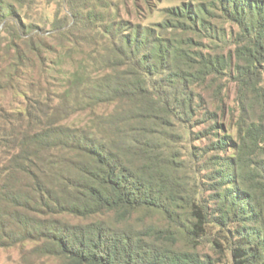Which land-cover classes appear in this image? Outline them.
<instances>
[{"label": "trees", "instance_id": "trees-1", "mask_svg": "<svg viewBox=\"0 0 264 264\" xmlns=\"http://www.w3.org/2000/svg\"><path fill=\"white\" fill-rule=\"evenodd\" d=\"M156 1L0 0V95L31 91L0 103V253L264 264V0ZM49 39L84 55L37 91Z\"/></svg>", "mask_w": 264, "mask_h": 264}, {"label": "rangeland", "instance_id": "rangeland-1", "mask_svg": "<svg viewBox=\"0 0 264 264\" xmlns=\"http://www.w3.org/2000/svg\"><path fill=\"white\" fill-rule=\"evenodd\" d=\"M182 0H161V3H159L160 5L163 6H168V5H174V4H179ZM155 4H157L158 1L155 0ZM42 7V12L45 13L46 16H51L52 10H53V6L50 7H45L44 4H41ZM38 11H36V18L38 16L37 14ZM41 12V11H39ZM122 16L126 17V18H136V14L132 13L131 15H128L124 12H122ZM159 18L158 15H155V19ZM235 27L232 26L230 23L226 24V29L227 32L230 33ZM49 42H53L55 45L59 44L57 39H49ZM62 51L61 49L58 47L57 45V49L56 51L50 53V55L48 54V57L46 55V61L43 67H37L35 69V71H32L30 74L31 75H24V80H28L29 82H38V80H40L42 82V85H36L35 89L37 91H41L42 89H46L47 87H49L50 90H57L59 89V87H57V85L59 84V81L56 78L57 73L53 71V67L58 68L59 65L58 63H60V67L62 68V70L65 72L67 70H69L70 68H72L74 62H76L80 57H82L84 55L83 51H76L74 52V54L72 56H62ZM43 72V73H42ZM47 77L48 82L46 83V79ZM20 89H16V90H11V91H4L1 93L0 95V103L3 104L5 107L8 108H16V107H22L23 104V98L20 95V92L18 90H23V91H28L29 93L31 92L27 86L22 82ZM36 91V92H37ZM225 93L227 96V103H226V107H227V115L225 118V122H226V127L227 130L230 134L235 135L236 133V129L234 128L233 124L231 123L230 120V116H231V109L234 106V96H235V87L234 84L232 82H228V86L227 89H225ZM88 116L85 113H81L78 115H74L70 121L71 122H75L77 124H84V122L87 121ZM197 129L199 127H196ZM197 145L201 144V141H197L196 142ZM203 144V143H202ZM205 172H202L201 177L199 178L200 180H202L203 182H207V178L204 177ZM206 184V183H204ZM207 187V184L205 186V188ZM211 191L210 190H203V194H202V199H208L210 196ZM183 242V241H182ZM184 243V242H183ZM200 248H202L203 250L209 251L211 253H215V251L213 250L212 246L209 244H200ZM0 264H24L22 263L21 259H20V251L18 248H12V249H8V250H4L1 251L0 253ZM45 264H58V262L56 260L53 259H49L45 261Z\"/></svg>", "mask_w": 264, "mask_h": 264}]
</instances>
